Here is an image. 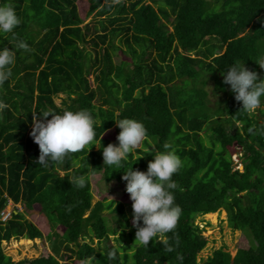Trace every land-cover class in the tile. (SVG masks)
Instances as JSON below:
<instances>
[{"label":"trees","instance_id":"trees-1","mask_svg":"<svg viewBox=\"0 0 264 264\" xmlns=\"http://www.w3.org/2000/svg\"><path fill=\"white\" fill-rule=\"evenodd\" d=\"M89 1L87 14L97 17L93 27L82 25L77 0H0L11 3L21 19L13 33L0 34V48L16 51L12 76L0 86V100L8 105L0 114V213L8 200L22 205L0 219V264H70L72 257L88 264L92 256L94 264H264V108L257 110L262 119L257 112L248 114L231 91L211 106L207 90L211 79L228 91L223 72L240 62L264 76L259 65L264 64V0ZM117 38L125 50L115 44ZM20 42L30 51L17 49ZM118 50L129 60L115 62ZM92 72L95 87L88 78ZM58 94L65 95L62 105L55 103ZM81 109L97 121V140L113 127L120 131L116 119L145 125L147 139L122 170L104 167L95 146L62 163L36 162L33 119H51L38 116L46 111ZM165 143L183 161L173 176L182 214L175 231L164 237L168 245L155 240L147 248L137 245L132 261L127 244L123 252L112 244L99 250L94 239L100 243L118 233L102 211L119 217L122 237L136 229L122 202L103 198L92 204L91 177L100 174L126 192L123 171H146L152 153L163 151ZM101 144L108 145L102 136ZM237 147L240 167L232 159ZM73 174L87 177L85 188L71 186ZM34 208L50 226L65 231L52 235L47 254L14 262L1 243L42 239L41 230L25 217ZM221 208L229 226L248 239L240 241L234 256L219 247L198 259L207 239L194 218ZM113 251L116 258L110 260L107 253Z\"/></svg>","mask_w":264,"mask_h":264},{"label":"clouds","instance_id":"clouds-1","mask_svg":"<svg viewBox=\"0 0 264 264\" xmlns=\"http://www.w3.org/2000/svg\"><path fill=\"white\" fill-rule=\"evenodd\" d=\"M21 24V19L11 3L0 4V34L13 33ZM17 49L30 51L26 42H20ZM16 61V51L13 48H0V86L9 81L12 76L11 68ZM264 68V64H259ZM264 76H258L254 70H249L240 62L223 72V82L230 86L236 101L248 114H254L264 108ZM8 105L0 100V114ZM51 119L41 121L35 117L30 135L39 147L40 165L47 167L50 163H62L72 154L87 152L96 146L102 152L104 167L122 170L130 155L135 154L148 137L145 125L132 118L116 119L120 129L116 139L117 144H101V136L97 140V121L92 114L81 109L65 110L62 114L46 111L41 117ZM103 121L100 122V127ZM104 131V130H103ZM163 151L152 153L154 159L148 163L146 171L130 167L123 171L121 179L126 181L125 190L132 201V226L136 229L135 241L138 246L148 247L150 241H159L165 246L168 240L165 235L174 232L182 214V209L175 203L174 190L177 183L173 176L180 172L183 161L177 155L172 144L165 143ZM149 153V152H148ZM141 156L136 157L137 161ZM90 167V166H89ZM63 178V177H61ZM71 186L83 189L87 177L73 174L69 178ZM115 208V207H114ZM142 222V225H141ZM177 240V244H178ZM168 251H173L168 247ZM108 259H115L116 253H107ZM94 257L88 258V264H94Z\"/></svg>","mask_w":264,"mask_h":264},{"label":"rangeland","instance_id":"rangeland-1","mask_svg":"<svg viewBox=\"0 0 264 264\" xmlns=\"http://www.w3.org/2000/svg\"><path fill=\"white\" fill-rule=\"evenodd\" d=\"M90 1L89 0H77V6L80 16L83 18L84 22L82 25L87 23L88 25L92 26L96 24V18L94 16V13L87 14L88 8H89ZM170 28V27H169ZM116 45L122 46V48L125 50L124 44H122L117 38L115 40ZM88 50H91V45L87 46ZM94 53V51H92ZM130 56L128 54L124 53L121 54L118 50L116 52V55L114 56L115 62H118L119 60H129ZM90 84L95 87L97 85L96 82H94V73H90L88 75ZM228 91H226L223 87H216L213 80H209L207 85V90L209 92L208 99L210 100V105L214 106V103L218 100H221L222 98L226 97V93L230 92V86L228 85ZM65 95L58 94L54 97L55 103L57 105H62V99ZM258 117L262 119V116L259 115L257 112ZM119 132H117L114 127L106 131L102 135V141H107V143H113L117 142V135ZM203 134V133H202ZM204 135V134H203ZM207 142V139L205 140ZM142 146V145H141ZM153 146V144H151ZM97 149V147L95 146ZM136 154V153H135ZM154 158V157H153ZM241 158V149L240 147H237L236 151L232 154V159L236 166H239V161ZM235 166V167H236ZM61 175L63 174V171H60ZM91 184H92V204H94L98 200H102L103 198H106V202L109 200H116L122 202L126 206V210L128 214L132 215V201L130 199V196L128 193H126L122 186L117 184V182H106L100 174H95L91 177ZM13 208H17V210H22V205L20 203L12 204L11 201L8 200L7 205L0 213V219L2 221L7 220L11 217V211ZM88 212H86L87 214ZM214 213V212H212ZM207 214V213H206ZM206 214L196 215L194 218V224H196L200 229L202 235L207 239V243L205 247L199 252L198 259L203 258L205 259L207 256H209L215 249H218L219 247H225V250H227L232 256L235 255L238 246L240 244L241 240L248 239L246 237V233L241 230L232 229L227 220V213L224 209H218L215 211V218L207 217ZM102 215L105 217L106 223L110 228H117L118 233L120 232V229L122 228L121 221L119 220V217L110 210H104L102 211ZM25 217L31 221L35 226H37L41 232H42V239L35 238L30 239V242H21L20 239L11 238L8 241L3 240L2 241V248L4 253L7 256L11 257V260L14 262L23 260V259H34L42 254H47L51 249V243L53 240L52 235L55 234H62L65 230L63 226L56 225L54 227L50 226L46 217L44 214H42L37 208L29 210L25 213ZM214 220V221H213ZM128 229V228H126ZM127 233L131 230H126ZM116 235H110L109 238H104L97 242L96 239L93 240V245L98 246L99 250L102 249V247H105L109 244L117 246L121 252L122 247L127 244L130 247L127 249L129 252L130 261H132V254L134 252L135 246H137V242L135 241V231H132V235L129 236L127 233L122 237L121 232ZM248 236V235H247ZM59 238V237H58ZM57 238V239H58ZM120 238V240H119ZM26 239V238H25ZM60 240V238H59ZM88 241V239H86ZM64 251V250H63ZM62 252V250H60ZM66 262V261H65ZM67 262L70 264H82L81 260H78L75 257H72L71 259H67ZM66 262V263H67Z\"/></svg>","mask_w":264,"mask_h":264},{"label":"bare ground","instance_id":"bare-ground-1","mask_svg":"<svg viewBox=\"0 0 264 264\" xmlns=\"http://www.w3.org/2000/svg\"><path fill=\"white\" fill-rule=\"evenodd\" d=\"M207 217L215 218L216 214L214 213H207ZM214 221V220H213Z\"/></svg>","mask_w":264,"mask_h":264},{"label":"crops","instance_id":"crops-1","mask_svg":"<svg viewBox=\"0 0 264 264\" xmlns=\"http://www.w3.org/2000/svg\"><path fill=\"white\" fill-rule=\"evenodd\" d=\"M10 201V200H9Z\"/></svg>","mask_w":264,"mask_h":264}]
</instances>
